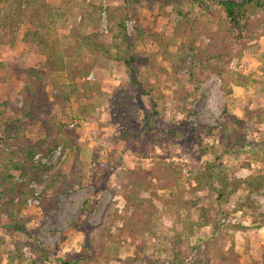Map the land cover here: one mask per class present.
Returning <instances> with one entry per match:
<instances>
[{
	"label": "rangeland",
	"instance_id": "obj_1",
	"mask_svg": "<svg viewBox=\"0 0 264 264\" xmlns=\"http://www.w3.org/2000/svg\"><path fill=\"white\" fill-rule=\"evenodd\" d=\"M222 1H0V264H264V7Z\"/></svg>",
	"mask_w": 264,
	"mask_h": 264
},
{
	"label": "trees",
	"instance_id": "obj_2",
	"mask_svg": "<svg viewBox=\"0 0 264 264\" xmlns=\"http://www.w3.org/2000/svg\"><path fill=\"white\" fill-rule=\"evenodd\" d=\"M1 1V0H0ZM219 4V7L221 8L222 10V14L224 16V18L231 24L235 25V26H238L239 24L243 23L245 21V19L247 18V14H248V11L252 8H262L264 7V0H245L243 2H240V3H235V2H230V1H222V2H218ZM46 44H47V41H46ZM54 51L56 52V50L54 49ZM52 53V52H50ZM52 56L49 57L51 58L50 62L52 61V64H50L49 66H54V68H56L57 70H54L55 72H59L62 71V67H61V64H62V60L61 58L59 59V55H58V52L53 53L51 54ZM128 66L130 67V63L127 62ZM32 72H36V70H31ZM33 93V90L30 88L28 89V95H32ZM38 93V92H37ZM79 94V91L77 92ZM61 98H63L64 100H69V98H67V96H64V97H61V94L57 95L55 97V100H60ZM30 104L29 105H32V106H36L38 104V98L37 96H34L32 95V97H30ZM59 131H61V128H59ZM47 137H51L49 135H47ZM66 141L63 139L62 140V137H60L58 140H55L52 141V140H40L39 143H37V147H42V152H43V156H48L55 148L56 146H58L59 144L61 143H65ZM27 150V149H26ZM38 150H35V147H33L32 149L29 148L27 150V156H28V159H33L34 156L37 154ZM30 163V162H28ZM37 165H34V164H26V169L25 171H30L32 169L36 170ZM24 167V166H23ZM39 168V167H38ZM62 179V176H61V171L56 173V176H54V178L51 180L50 183H48V185L46 186V192L49 191L57 182L58 180ZM264 179H255L253 180L252 182H250V187L253 189H257V188H261L263 186V181ZM29 194H33L32 192L29 193ZM28 194V195H29ZM131 201V198L128 197V203H130ZM23 202V201H22ZM247 207V210H248V204L246 205ZM129 208V205L127 206ZM137 209V208H136ZM135 220V219H134ZM137 225V223H136ZM136 225H135V222H131V219H129V222L126 224V226L130 229V236L133 238L136 237V235H134V232L136 231ZM20 231L23 232V228L20 227L19 228ZM183 244V242H182ZM181 244V245H182ZM235 257L238 258V256L236 255ZM227 259H223L222 260V264H228L227 263ZM232 262V261H231ZM230 262V263H231ZM238 263V262H237Z\"/></svg>",
	"mask_w": 264,
	"mask_h": 264
}]
</instances>
